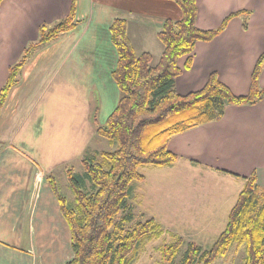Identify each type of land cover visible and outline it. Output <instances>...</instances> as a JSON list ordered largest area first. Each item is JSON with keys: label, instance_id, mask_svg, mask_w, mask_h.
<instances>
[{"label": "crops", "instance_id": "obj_1", "mask_svg": "<svg viewBox=\"0 0 264 264\" xmlns=\"http://www.w3.org/2000/svg\"><path fill=\"white\" fill-rule=\"evenodd\" d=\"M196 1V22L203 29H216L230 14L241 13L212 40L196 43L191 67L176 80L178 91L202 88L215 71L232 92L247 94L264 52V0ZM71 5L72 0H2L0 89L9 66L38 39L40 24L66 18ZM182 17L174 0H76V26L43 44L24 65L0 111V264H63L73 258L64 197L54 179L63 169L67 176L68 168L74 171L73 163L86 152L98 151L95 142L102 137L94 116L105 123L120 98L112 76L118 53L111 24L125 19L135 52H149L156 62L164 22ZM259 85L264 86V66ZM169 148L178 160L157 168L178 169V180L196 181L198 192L210 188L189 201L201 215L196 217L215 220L222 213L228 220L242 176L255 172L264 186V98L229 105L219 120L174 135Z\"/></svg>", "mask_w": 264, "mask_h": 264}, {"label": "trees", "instance_id": "obj_2", "mask_svg": "<svg viewBox=\"0 0 264 264\" xmlns=\"http://www.w3.org/2000/svg\"><path fill=\"white\" fill-rule=\"evenodd\" d=\"M174 1L181 7L183 17L164 22L158 33L163 51L156 62L149 52H135L125 19L115 18L111 24L112 41L118 53L112 76L120 98L105 123L100 124L96 115L94 122L96 134L106 138L113 148L86 152L82 159L83 174L68 168L75 200L67 204L62 198V211L71 230L74 256L63 264H131L145 241L164 233L162 225L152 216L127 230L122 226L133 219L128 198L132 182L145 180L140 168L173 165L179 158L169 148L174 135L219 120L229 105H254L264 98V86L259 85L264 52L258 57L247 94L232 92L215 71L202 88L185 94L178 91L176 80L183 70L191 67L196 43L212 40L232 16L241 12L230 14L216 29H203L196 22V0ZM75 7L76 0H72L66 18L53 25L41 23L38 39L28 43L20 58L9 66L8 77L0 89V111L36 50L76 26ZM242 177L244 186L214 244L205 248L196 241L176 236L174 241L161 245L162 264H174L183 244L186 249L178 264H212L231 247H244L242 264H264V186L258 183L255 172Z\"/></svg>", "mask_w": 264, "mask_h": 264}, {"label": "rangeland", "instance_id": "obj_3", "mask_svg": "<svg viewBox=\"0 0 264 264\" xmlns=\"http://www.w3.org/2000/svg\"><path fill=\"white\" fill-rule=\"evenodd\" d=\"M95 144H97L98 151L113 148L103 137ZM73 165L75 173H84L85 168L82 161L78 160ZM177 170L143 166L140 172L145 175V180L132 182L128 202L132 207L133 219L130 222H123V228L127 230L136 222L152 216L162 225L164 233L145 241L131 264H162L161 245L174 241L179 235L186 241L193 240L205 248H210L226 226L227 219L222 218V213L215 220L196 217L201 215L193 211V205H189V201L201 191L206 195L210 188L206 186L202 187L201 191H196V186L193 187L197 184L196 181H179L181 177L179 173L177 175ZM54 180L66 203H74L72 190L65 188L66 183L71 186L66 170L58 171ZM89 184L88 182L86 185L89 186ZM189 207H192V210H188ZM185 249L186 244H183L174 264H178ZM244 256V247H231L225 256L218 257L212 264H242Z\"/></svg>", "mask_w": 264, "mask_h": 264}]
</instances>
